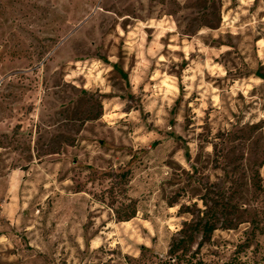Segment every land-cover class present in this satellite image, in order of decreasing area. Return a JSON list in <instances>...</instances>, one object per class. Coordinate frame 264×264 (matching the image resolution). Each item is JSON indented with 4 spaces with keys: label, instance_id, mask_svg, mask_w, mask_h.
I'll use <instances>...</instances> for the list:
<instances>
[{
    "label": "rangeland",
    "instance_id": "rangeland-1",
    "mask_svg": "<svg viewBox=\"0 0 264 264\" xmlns=\"http://www.w3.org/2000/svg\"><path fill=\"white\" fill-rule=\"evenodd\" d=\"M0 264H264V0H0Z\"/></svg>",
    "mask_w": 264,
    "mask_h": 264
},
{
    "label": "trees",
    "instance_id": "trees-1",
    "mask_svg": "<svg viewBox=\"0 0 264 264\" xmlns=\"http://www.w3.org/2000/svg\"><path fill=\"white\" fill-rule=\"evenodd\" d=\"M127 172H124L120 175V177L125 180L126 179ZM206 204V203H205ZM207 206V205H205ZM207 210L203 212V217L202 219L207 217L208 212L211 211V207H207ZM113 214L115 218L119 222H126L131 219H133L136 216V208L134 205V202L129 199V203L127 204H122L121 207L119 208H112ZM226 227V228H230ZM216 224L214 222H209L208 220H205V223L201 227L200 231L202 233L203 238L208 239L209 236L213 233L214 230H216ZM171 252H175L174 249L171 250ZM128 257H125V259Z\"/></svg>",
    "mask_w": 264,
    "mask_h": 264
}]
</instances>
